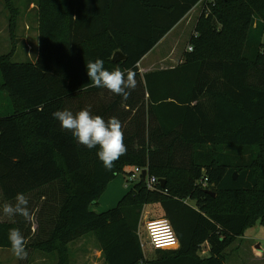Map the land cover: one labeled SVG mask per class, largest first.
I'll list each match as a JSON object with an SVG mask.
<instances>
[{
	"label": "trees",
	"instance_id": "obj_1",
	"mask_svg": "<svg viewBox=\"0 0 264 264\" xmlns=\"http://www.w3.org/2000/svg\"><path fill=\"white\" fill-rule=\"evenodd\" d=\"M201 1L184 61L142 74L141 60ZM37 6V59L14 62L15 47L0 56V92L12 106L0 108V187L7 202L17 193L35 195L51 212L48 230L37 225L34 234L20 216L0 221V248H11L9 229L18 228L27 251L55 252L58 264H70L68 245L94 233L107 264H225L226 249L264 224V0H38ZM117 51L126 58L114 61ZM97 58L109 70L136 72L127 100L89 86L86 63ZM86 106L123 124L127 152L111 171L98 147L78 144L52 116ZM241 148L251 153L245 163H237ZM136 167L148 170L147 178L141 174L117 206L91 209L113 180ZM151 177L159 181L154 189ZM152 203L163 208L180 247L155 249L157 257L148 259L138 230Z\"/></svg>",
	"mask_w": 264,
	"mask_h": 264
},
{
	"label": "rangeland",
	"instance_id": "obj_2",
	"mask_svg": "<svg viewBox=\"0 0 264 264\" xmlns=\"http://www.w3.org/2000/svg\"><path fill=\"white\" fill-rule=\"evenodd\" d=\"M38 0H0V56L8 54L13 51L15 47V52L12 60L14 62H28L35 61L38 57L39 49V13H38ZM202 9H199L192 21L184 28L186 34H181L183 26H179L177 29H173L169 32L164 39L162 44L153 50L148 57L158 58L159 55L166 58L162 62L158 60L152 68H167L175 66V59L178 57L184 56L185 51L188 49L190 44L191 36L195 33V22L197 24L198 19L202 13ZM176 51V52H175ZM172 55V56H169ZM156 60H153L154 62ZM143 69V67L141 68ZM3 92H0L1 108L9 109L12 108L9 98ZM7 107V108H6ZM237 156H239V161L237 163H245L249 161L251 153L247 148H241L235 150ZM119 186L117 187V193H120L121 196L127 193L128 190H123L126 181L128 180L126 174H120ZM115 182V181H114ZM113 183V182H112ZM111 183V184H112ZM110 184V185H111ZM107 195V194H105ZM104 200L103 198L98 204L91 206V209L94 210H107V206H104V203L107 204V196ZM109 196L108 199H110ZM29 200V209L33 214V219L30 222L33 232V225L45 226L47 228V217L50 215L51 210L47 207L48 204H45L46 199L36 198L35 195L28 197ZM192 205H195V201L189 200ZM7 203L4 199L1 187H0V221H10L15 220L16 216H5L2 212L3 205ZM118 204L114 203L112 206ZM107 208V209H106ZM165 218L163 214V208L159 203H152L145 206L142 212V218L139 226V234L144 238L145 242L148 241V236L146 232V223L150 219H162ZM45 231V230H44ZM83 239V238H82ZM81 239V240H82ZM84 239L93 240L97 242L96 235L94 233H89L84 236ZM33 240V238H32ZM30 240V241H32ZM81 240L73 241L70 244L72 254H75L76 249L78 248V243ZM258 245L260 248H258ZM145 253L151 259L157 257L155 249L146 244ZM180 247V246H179ZM178 247V248H179ZM28 250L27 257L23 260L16 258L11 248H0V264H57L56 254L50 253L51 255L45 254L43 250L36 249ZM209 243L203 245V249L199 251L203 257L208 255ZM148 251V252H147ZM226 262L225 264H264V224L258 223L251 228H248L244 235L237 238L227 249H226ZM48 256L50 258L49 262H44L43 257ZM81 263V261L79 262ZM78 263V264H79ZM71 264V263H70ZM72 264H76L73 263Z\"/></svg>",
	"mask_w": 264,
	"mask_h": 264
},
{
	"label": "clouds",
	"instance_id": "obj_3",
	"mask_svg": "<svg viewBox=\"0 0 264 264\" xmlns=\"http://www.w3.org/2000/svg\"><path fill=\"white\" fill-rule=\"evenodd\" d=\"M89 86L106 89L113 95L127 100L137 87L136 72L132 69L122 70L119 66L109 70L103 59L97 58L86 63ZM63 130L71 132L80 145L88 149L98 147L97 156L106 170L111 171L119 158L126 154L123 124L119 118L112 116L105 120L101 115H94L91 106L73 113L68 109L52 113ZM29 200L23 193H17L14 203H5L2 212L5 216H20L31 222L33 214L28 207ZM8 240L13 255L23 260L27 257L26 239L18 228L9 229Z\"/></svg>",
	"mask_w": 264,
	"mask_h": 264
},
{
	"label": "crops",
	"instance_id": "obj_4",
	"mask_svg": "<svg viewBox=\"0 0 264 264\" xmlns=\"http://www.w3.org/2000/svg\"><path fill=\"white\" fill-rule=\"evenodd\" d=\"M203 7V2L201 1V2H199V4H197L196 6H194V8L174 27L175 29H177L179 26H183V29L181 30V34H186L185 33V30H184V28L188 25V23L189 22H191L192 21V18L194 17V15H195V13L199 10V9H201ZM195 26H196V22H195ZM173 28V29H174ZM172 29V30H173ZM171 30V31H172ZM170 31V32H171ZM164 39V38H163ZM162 39V40H163ZM162 40L155 46V48L153 49V50H155L157 47H159L160 46V44H162L161 42H162ZM152 50V51H153ZM151 51V52H152ZM15 52V51H14ZM151 52H149L148 54H150ZM176 52V51H175ZM148 54L141 60V62L139 63V67H140V70H141V73L142 74H145V73H148V72H150V71H154V70H158V69H167V68H171V67H167V68H157V69H154V68H152V66L153 65H155V63L158 61V60H161V61H158V63L159 62H162L163 60H165L166 58H162L163 56H161V55H159L160 57H158L157 59L156 58H151L150 59V57H148ZM169 56H172V55H169ZM153 60H156V61H154V62H152ZM184 61V56H182V57H178L177 59H175V66H177V65H179L180 63H182ZM143 67V69H141ZM172 67H174V66H172ZM1 95V94H0ZM2 107V105H1V100H0V108ZM7 108V107H6ZM8 109V108H7ZM120 176V175H119ZM118 176V177H119ZM116 178L115 180H113L110 184H109V187H108V189H107V191L104 193V195L105 194H107V195H105V196H107V204H105L104 203V206L106 207L107 206V208L108 209H111V208H113L114 206H112V205H114V203H119L120 202V200L124 197V195L123 196H121L120 195V193H117V187L119 186V178ZM128 178V177H127ZM115 181V182H114ZM127 183H126V185H124V188H123V190H130V188L132 187V183L131 182H129L128 180L126 181ZM127 191V192H128ZM103 195V196H104ZM101 197V199L103 198V200H104V198L105 197ZM109 196H111L110 197V199H108L109 198ZM100 199V200H101ZM7 202V201H6ZM7 203H11V202H7ZM99 205H100V201H99ZM118 205V204H117ZM116 205V206H117ZM106 208V209H107ZM107 209V210H108ZM94 211H96V212H102V210L100 211V210H94ZM103 211H105V210H103ZM163 214H164V212H163ZM10 221H13V220H10ZM33 234L36 232V229H37V225L36 224H34L33 225ZM47 230H48V228H47ZM86 235H88V234H86ZM84 236L85 235H83V236H81L80 238H78V239H76V240H81L82 238V240L81 241H79V245H78V248L76 249V252H75V254H72V251H71V247H70V244L73 242H71L69 245H68V247H69V251H70V256H71V264L73 263V261H74V263H76V264H78L80 261H81V263H79V264H107L106 263V259H105V257H104V255H103V251H102V249L100 248V246H99V243H98V241L97 242H94L93 240H89V239H84ZM76 240H74V241H76ZM258 248H260V246L258 245ZM145 249H146V247H145ZM30 250H35L34 248H32V249H30ZM148 252V251H147ZM44 253L45 254H48V255H51L50 253H55V252H45L44 251ZM56 254V253H55ZM147 256V255H146ZM147 258L148 259H151L150 257H148L147 256ZM43 260H44V262H49L50 261V258L48 257V256H44L43 257ZM56 262H57V264H58V262H59V258H58V255L56 254Z\"/></svg>",
	"mask_w": 264,
	"mask_h": 264
},
{
	"label": "built area",
	"instance_id": "obj_5",
	"mask_svg": "<svg viewBox=\"0 0 264 264\" xmlns=\"http://www.w3.org/2000/svg\"><path fill=\"white\" fill-rule=\"evenodd\" d=\"M209 2H213L214 0H207ZM192 50L193 48L190 46L188 48ZM143 169L140 167H136L134 172L128 177V181L133 183L137 181ZM148 187L154 189L159 181L155 177H151L147 180ZM146 232L148 236V243L154 249H172L177 248L180 245L178 236L171 225L170 221L166 218L162 219H150L146 223Z\"/></svg>",
	"mask_w": 264,
	"mask_h": 264
},
{
	"label": "water",
	"instance_id": "obj_6",
	"mask_svg": "<svg viewBox=\"0 0 264 264\" xmlns=\"http://www.w3.org/2000/svg\"><path fill=\"white\" fill-rule=\"evenodd\" d=\"M126 57L122 54V52L120 51H117L114 56H113V60L114 61H120V60H123L125 59ZM144 178H147L148 176V170L144 169L143 172H142ZM234 178L236 179L237 178V175L234 174ZM162 186H165V181H162ZM213 195L215 196L216 193L214 192Z\"/></svg>",
	"mask_w": 264,
	"mask_h": 264
}]
</instances>
